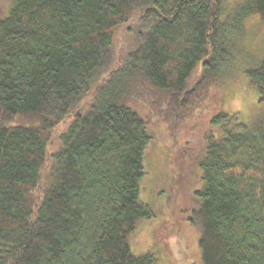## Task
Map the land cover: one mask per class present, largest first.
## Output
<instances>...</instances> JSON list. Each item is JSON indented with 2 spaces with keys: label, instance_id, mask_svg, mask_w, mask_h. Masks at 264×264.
Returning <instances> with one entry per match:
<instances>
[{
  "label": "trees",
  "instance_id": "obj_1",
  "mask_svg": "<svg viewBox=\"0 0 264 264\" xmlns=\"http://www.w3.org/2000/svg\"><path fill=\"white\" fill-rule=\"evenodd\" d=\"M9 0L0 12V264H153L127 238L147 126L209 108L243 73L264 100V57L241 54L264 0ZM220 128L216 137L212 126ZM184 160L202 188L174 264H264V116L221 111ZM175 136V134L173 135ZM182 262V263H181Z\"/></svg>",
  "mask_w": 264,
  "mask_h": 264
},
{
  "label": "rangeland",
  "instance_id": "obj_2",
  "mask_svg": "<svg viewBox=\"0 0 264 264\" xmlns=\"http://www.w3.org/2000/svg\"><path fill=\"white\" fill-rule=\"evenodd\" d=\"M8 1L0 0V12ZM226 2L234 6L239 0ZM250 18L244 24L239 45L241 54L255 61L264 57V25L249 22L259 19L257 15ZM219 111L234 115L237 122L249 124L254 118L264 116V100H258L246 76L238 73L213 91L208 111L201 117L193 116L173 126L155 123L146 127L150 139L143 153L139 200L148 205L154 215L129 234L127 241L132 254H152L153 264H174L171 253L175 233L184 226L181 219L198 203L196 192L202 188L200 170L188 164L181 153L186 149L188 152L202 151V131L198 129L205 130L208 118ZM211 128L218 137L219 126Z\"/></svg>",
  "mask_w": 264,
  "mask_h": 264
}]
</instances>
